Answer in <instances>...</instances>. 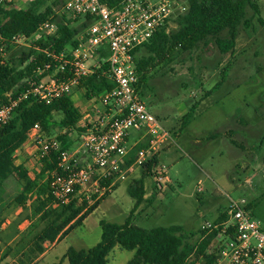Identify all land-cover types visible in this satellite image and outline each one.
Wrapping results in <instances>:
<instances>
[{
  "label": "rangeland",
  "instance_id": "obj_1",
  "mask_svg": "<svg viewBox=\"0 0 264 264\" xmlns=\"http://www.w3.org/2000/svg\"><path fill=\"white\" fill-rule=\"evenodd\" d=\"M66 1L46 0L43 6V9L53 7L51 18L58 26L62 22L58 12ZM257 3L260 13L247 9L249 27L244 24L239 27L231 52L222 53L215 38H209L192 51H174L145 67L146 81L139 94L149 111L171 132L174 142L143 161L157 157L159 164L146 180L148 198L136 211L134 224L146 229L182 226L186 231L197 233L192 241L198 244L202 241L199 231L206 223L222 218L231 200H245L253 207L252 217L264 231V26L260 24V19L264 20V0ZM184 13L180 9L176 11L167 26L168 33L178 30L177 18ZM84 22L82 18L73 25L81 28L80 42L87 32L82 28ZM221 37L228 38L229 33L224 32ZM30 51L36 50L11 46L6 58L18 63L22 55ZM149 57L146 48L137 53L138 61ZM223 76L226 78L223 85L206 95ZM73 95L76 106L86 115V106L91 103L85 99L83 91L75 90ZM190 112L191 118L185 123ZM55 119L60 120L61 116L57 114ZM58 134L59 131H55L45 137H58ZM140 136L136 131L131 132L122 173L113 177L107 190L97 194L100 199L109 193L107 199L69 237L56 246L47 243L49 254L45 260H40V255L28 261L32 238L44 224L31 230L28 217L34 199L30 198L25 208L16 207L14 196L21 185L14 179L9 180L5 196L7 207L2 213L5 222L0 229V257L8 248H13L14 252L4 263L56 264L71 248L85 251L94 248L102 238V221L123 224L135 205L129 194L130 185L140 179L143 172V163H137V153L148 147L144 143L140 149L132 146ZM70 137L75 147L79 138L74 134ZM32 159L33 156L27 159V167L35 178L41 165H35ZM131 159L134 162L129 165ZM55 200L56 207L66 205L57 197ZM217 245L212 247V252ZM133 256L134 252L116 247L108 260L109 264H128Z\"/></svg>",
  "mask_w": 264,
  "mask_h": 264
},
{
  "label": "trees",
  "instance_id": "obj_2",
  "mask_svg": "<svg viewBox=\"0 0 264 264\" xmlns=\"http://www.w3.org/2000/svg\"><path fill=\"white\" fill-rule=\"evenodd\" d=\"M187 1V11L177 18L178 30L168 33L166 26L135 51L138 53L141 48H146L150 53L147 59L138 61L136 58L138 71L144 73L139 88L146 81L145 67L151 61L163 59L174 51L189 52L209 38H215L222 53L231 52L236 45L239 27L242 24L249 27V20L246 18L247 9L251 8L256 14L260 13L257 3L259 0ZM45 3L46 0H36L26 10H7L0 6V34L9 40L16 35L30 36L36 33L40 25L51 19L54 14L51 6L43 9ZM84 20L82 28L87 30L93 21L90 17ZM76 22L78 20H62L53 38L38 43L40 52L24 53L18 63H15L14 59L7 60L0 56V95L10 91L20 92L25 80L31 77L34 71L44 69L46 63H52V59L47 58L43 53L44 50L58 54L66 50L68 45L73 48L78 47L81 28L73 26ZM260 24L264 26V20L260 19ZM224 32L229 33L228 38L221 37ZM103 56L107 57L108 53L105 51ZM57 69L58 63L53 62L51 70L45 72L39 79L51 77L61 80L69 77L68 69L66 71ZM225 79L223 76L206 95H211L215 89L222 86ZM113 87L114 84L110 80L98 73L82 81L79 89L84 91L85 99L89 100ZM57 114L61 116L60 120L55 119ZM191 114L192 112L185 117V123H188ZM81 119V110L76 106L72 96L62 97L49 105L37 99H28L16 109L11 121L0 129V229L5 222L2 213L7 207L5 196L8 181L11 179L21 185V190L14 196L16 207L25 208L28 200L34 199L28 217L31 230L44 224V227L32 238V246L29 249L31 255L27 256L29 263L46 251L45 244L62 242L73 231L83 226L108 197L109 193L100 199H97V195L90 200L81 196L68 205L56 207L54 206L56 197L51 183L53 177L61 173L58 154L53 152L39 161L41 170L35 178L29 175L25 166L16 163V153L28 141L29 132L35 125H39L45 135H51L55 131H66L63 135L58 134V139L62 148L69 150L73 148L75 142L70 134L74 133L78 138L85 131L78 127ZM137 147L141 148V146ZM133 162L134 159H131L128 164L131 165ZM158 164L157 157L143 163L141 178L134 180L130 185L129 194L135 205L123 224L102 221V238L94 248L88 251L71 248L56 264H109L108 257L116 247L134 252L128 264H201L202 262L215 264L218 250L213 249L212 252V243L217 238V231L210 233L208 230H200L202 241L197 244L192 241L197 233L186 231L182 226L146 229L134 224L133 217L145 202V181L152 176V171ZM111 181L112 178L105 179L101 184L103 187H109ZM252 208L251 205L248 206V210L252 211ZM227 218V213L223 214V217L215 223L223 222ZM13 250L8 248L5 251L0 257V264H4Z\"/></svg>",
  "mask_w": 264,
  "mask_h": 264
},
{
  "label": "built area",
  "instance_id": "obj_3",
  "mask_svg": "<svg viewBox=\"0 0 264 264\" xmlns=\"http://www.w3.org/2000/svg\"><path fill=\"white\" fill-rule=\"evenodd\" d=\"M34 1L0 0V6L7 10H26ZM178 9L186 12L188 1L67 0L58 12L62 20L76 21L90 17L93 21L78 47L66 48L58 54L48 50L43 52L52 59V63H58L57 70L68 69L69 77L40 80L39 77L52 68V63H46L44 69L34 71L25 80L20 92L10 91L0 95L1 129L28 99H37L49 105L65 96L73 98L75 90L83 91L79 89L82 81L98 73L114 84L111 90L88 100L93 109L98 110V116L95 121L83 126L85 131L79 135L78 144L72 149H63L58 137L46 138L39 125L29 132L28 141L36 149L38 161L53 152L58 154L61 173L53 177L51 186L54 195L63 204L68 205L81 196L90 200L92 195L107 190L108 187H103L101 183L122 173L121 165L129 154L127 144L132 131L147 139L148 147L137 153L139 164L174 142L171 132L149 111L139 94V83L144 73L137 69L135 51L168 26ZM57 32L58 23L51 18L30 36L20 34L8 40L0 34V56L6 58L8 47L15 45L40 52L38 43L49 41ZM105 51L107 57L103 56ZM65 133L59 132L60 135ZM248 206L245 200H231L227 220L204 225V230L218 232L212 243V247L218 244L215 264H264V231L252 217Z\"/></svg>",
  "mask_w": 264,
  "mask_h": 264
},
{
  "label": "crops",
  "instance_id": "obj_4",
  "mask_svg": "<svg viewBox=\"0 0 264 264\" xmlns=\"http://www.w3.org/2000/svg\"><path fill=\"white\" fill-rule=\"evenodd\" d=\"M91 107H93L92 104L90 105H87L86 108L88 110V113L84 116H82V119L80 120L79 124H78V127L80 128H83V126L91 123L92 121H95V118H97L98 114H97V109H91ZM140 134V133H139ZM141 136L137 139V141L134 142V144H132V146L136 147V144L137 146H140L142 145L143 143L144 144H147V139H144L142 137V134H140ZM181 137V136H180ZM130 138V137H129ZM129 138H128V142H129ZM128 146V144H127ZM130 149V147H129ZM172 151V149H169V152ZM36 154H37V151L36 149L34 148L33 146V143L30 142V141H27L23 147L21 149H19L16 153V163L19 164V165H23L25 166L27 169H28V165H27V159L29 157H32L33 156V161H35V165L36 164H39V161L37 160V157H36ZM29 171V170H28ZM30 175V173H29ZM31 176V175H30ZM33 178V177H32ZM147 180V179H146ZM145 190H146V194H145V200L148 198V192H147V188H146V181H145ZM135 203V201H134ZM141 207V206H140ZM54 246H56V243H53ZM47 245L45 244V247ZM49 254V251H45L41 257H40V260H45L47 258Z\"/></svg>",
  "mask_w": 264,
  "mask_h": 264
}]
</instances>
